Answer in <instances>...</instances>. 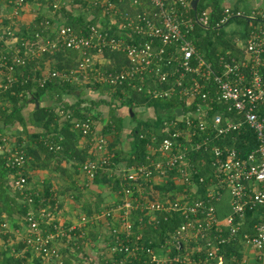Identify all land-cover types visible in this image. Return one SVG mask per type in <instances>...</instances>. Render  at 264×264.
Wrapping results in <instances>:
<instances>
[{"label":"built area","instance_id":"1","mask_svg":"<svg viewBox=\"0 0 264 264\" xmlns=\"http://www.w3.org/2000/svg\"><path fill=\"white\" fill-rule=\"evenodd\" d=\"M47 1L52 17L43 15L24 36L0 17V44L5 43L0 49V109L3 95L30 78L39 87L51 80L92 90L105 86L118 105L133 92L178 102L158 127L143 131L140 126L138 137L146 142L142 161L119 168L116 149L109 146L111 133L94 119L75 118L64 109L68 93L56 103L55 111L69 119L92 154L78 166L83 178L90 182L107 175L122 185L120 201L96 215L110 217L114 227L94 254L110 256L103 259L114 264L117 254L122 256L118 264H227L222 246L234 244L239 253L230 254L228 264H264V13L222 6L211 23L209 0H198L196 9L192 0H92L98 13L82 33L64 21L62 11L70 10V0ZM11 2L18 8L27 0ZM236 17L248 24L243 42L236 38L233 48L224 49L215 61L208 59L195 44L199 32L204 36V29ZM61 49L78 52L75 67L56 71L38 66L44 54ZM106 51L123 54L125 62L108 67ZM30 62L35 63L32 71L18 77V69ZM58 139L62 136L46 135L49 151L61 149ZM10 140L0 134V156L14 171L10 186L29 206L21 238L24 253L31 252L25 264H34V258H40L38 264H64L59 239L69 244L74 226L53 224L57 217L49 204L34 207L39 189L25 194L30 190L28 156ZM226 193L229 212L218 217L216 204ZM44 199L38 203H48ZM91 220L80 214L78 225ZM5 227L6 222L0 223V233Z\"/></svg>","mask_w":264,"mask_h":264},{"label":"trees","instance_id":"2","mask_svg":"<svg viewBox=\"0 0 264 264\" xmlns=\"http://www.w3.org/2000/svg\"><path fill=\"white\" fill-rule=\"evenodd\" d=\"M75 2H81L85 4L87 2L86 0H73ZM213 1V12L211 13V20L213 23L215 19L219 18L220 12H221V3L218 0H212ZM242 0H237V3ZM91 3V2H90ZM92 8V3L89 6ZM63 10V8H62ZM62 13L67 16L65 21L70 24L77 32H86L87 28L89 25H91L94 21L93 18L88 19V15H85V12H80L79 14H72L70 13L69 9H65L62 11ZM91 13V12H90ZM239 18V17H236ZM233 19V18H232ZM41 19L38 18L36 21L32 24L35 25L38 23ZM231 20V19H230ZM229 20V21H230ZM228 21V22H229ZM242 21L246 24L244 29L246 30L247 26V21L243 20ZM7 22V21H6ZM21 33H18L19 36H24V32L22 29H20ZM245 32V31H244ZM199 38L195 41L196 47L200 52L204 54L208 59L210 60H216V57L222 53V51L226 48H233L235 45V41L233 39L231 40H222L220 38H215V39H210L207 36H202V32H199ZM202 34V35H201ZM1 46V44H0ZM1 48V47H0ZM104 56L109 60L108 62V67H114V69L119 68L120 65L125 62V57L121 53H114V52H108L106 51L104 53ZM77 58H78V52L74 51L72 49H61L60 51H56L54 53H46L42 57H40L38 60V66L41 68L44 67H50L51 69H54L56 71H65L72 69L75 67L77 64ZM35 65L34 62H30L27 66L21 67L18 69V77H24L27 73L31 72V68ZM77 88V85L73 84H68V83H61L60 81L56 80H51L47 81L46 84L43 87H39L34 80L31 78L27 80V82L24 85H19L16 84L12 89H10L6 94L3 95L2 101H3V108L0 109V124L2 127H0L1 132H4L3 128H10L13 127L15 124H18L23 130L24 133L27 132V128L31 126L32 128L38 127L41 128V131L34 132V134L28 132L29 137L34 139V148L31 146H26L23 147L21 146L24 151L26 152V155L28 156L29 161H32L33 166L39 167V168H45L50 160L52 158L57 159L58 162H62V160L66 159H71L75 160V169L76 167L79 166V163L84 161L85 159L89 158L88 156V147L81 148L78 146V134L71 129V124L69 119H62L61 116L59 115L58 112L55 111L56 108V103L61 102V94L63 93H72L74 96V92ZM103 89H107V87H103ZM29 92V96H23L24 93ZM46 92H50L52 98H54V103L52 105H44L41 104L40 98L46 94ZM22 93V96L19 94ZM120 92L117 91L115 96H119ZM35 101L38 102L39 107H36ZM87 101V104L83 105L82 102ZM100 102L108 105L109 111L111 112V116L108 119L107 123L104 126V131H111L113 130L115 133V137L119 138L118 133H120L123 123H122V118L119 116V111L124 113V109L127 112V116L131 117V111L133 112L132 118L135 116L136 109L138 110L139 108L143 106L147 107H152L154 112L155 108L154 107H161L163 109H168V110H174L178 108L177 105V99H171V100H163V99H157V100H152L143 94H136L133 92L127 99H124L120 101L119 105L116 103L111 104L105 100V98H101L99 100ZM78 103L74 104L73 102L71 103L70 101L62 103L64 105V109H70L72 111V116L75 118H85V117H92L90 112L91 107L97 108V102L92 100H86V99H78ZM73 104V105H72ZM27 108L28 114H24V110ZM97 115H99L98 112H96ZM122 116V115H121ZM171 116V115H170ZM169 117V116H168ZM164 118V117H163ZM153 122L143 121L141 123H138L134 126L133 129H131V151H128L126 149L125 151V156H122L123 150H115V159L114 161L118 163L119 161L122 160H127L126 164H133V163H138L139 161H142L143 156H144V150H145V140L140 139L138 137V132L141 128L143 127V131H145V128L148 127H158L161 123L162 117H158L154 113V118L151 119ZM4 134V133H2ZM49 134H55V137L61 135L62 140H57V142L61 145V149L58 150L60 154H55V152H50L48 151L44 139L46 135ZM57 139V138H55ZM252 141V140H251ZM242 143V140L240 141L239 144ZM112 145V143H111ZM242 146V145H240ZM113 147V145H112ZM42 155L43 158H42ZM128 155V156H127ZM31 157V159H30ZM28 161V162H29ZM73 162V163H74ZM57 168L61 169L59 166ZM14 171L11 169H8L4 166L3 158L0 156V201L3 204H7L8 202H11L10 208L8 209L6 207H9V205H5L4 209L1 211H5L8 214H10L11 210H13L14 205L16 203V211L17 213L21 216V219L23 221V215L26 213L28 209V205L22 202V197L23 195L20 194L15 188L11 187L9 182H7L8 175L12 174ZM205 172V171H200V173ZM27 175V173H26ZM28 177V175H27ZM29 181V178H28ZM28 183V182H27ZM5 184H9V186L15 191L12 193L13 195L10 197L9 192H7V189ZM92 185L95 187V189H98L99 192H95L96 197L95 199H92V208L91 204L87 207H84V214L87 217L92 216V219L94 223L97 221L101 220L103 221L106 225V232L103 233V235H99L100 240H105L108 242V239L105 237H109L110 235V230L114 227V223L110 219V217L106 216H101L98 219L96 218V215H99L100 210L102 208H107L102 206L100 208V203L102 198L100 190L103 189L104 187H109L111 190H116L117 192L122 189V185L120 184V179L116 177H109L107 175H98L92 180ZM49 186L45 185L43 192L41 189H39V194L35 195L33 194V200H34V207L35 208H42L45 205L49 204V208L54 212L55 216L58 218V213L60 212L59 210V204H56V200L58 201L57 195L58 191L59 192H64L67 191L68 189L65 188L64 191H50ZM159 190H169L171 187L168 186H157L156 187ZM35 190H29L27 189L25 191V194H30L33 193ZM91 191V189L89 190ZM102 191V190H101ZM53 192L54 196L53 197ZM2 193V194H1ZM76 197V195L74 196ZM152 197V196H150ZM40 198H45L48 203H42L39 204L38 200ZM95 205V206H94ZM83 209V208H82ZM216 210H217V216H224L227 214V212L221 211L218 209L216 205ZM252 212H247L248 216L251 215ZM138 211L134 210L133 211V216L134 218L137 216ZM0 223L1 220H0ZM60 221L58 219H55L53 221V224H59ZM90 222H87L85 225H76L72 231L69 232V244H65L64 240L66 238H60L59 240L61 241L60 243L63 244V247H61V253H63V250H66V253H63L64 256V264H83V258L79 257L80 256L87 254V252L83 247V243L85 239H91L92 238V233L85 232L84 228L89 225ZM251 223V222H250ZM102 224V223H100ZM64 228L68 229L71 225L63 223L62 224ZM166 227V225L161 226L162 228ZM52 229V227H50ZM153 233L159 234L160 230H153ZM83 233L82 235H80ZM4 235V234H3ZM71 236V238H70ZM105 236V237H104ZM97 237V236H96ZM63 240V241H62ZM92 241H94L92 239ZM96 242V241H95ZM19 243V242H18ZM15 243L9 250H6L2 258L0 260V264H25L27 262V258L31 254L30 251H27V253H23V255L17 254V252L20 251L22 248V245ZM99 243V241H97ZM95 243L94 245L99 247ZM240 247L234 246V244L231 245H224L222 246V252H224L225 255V261L228 264V257L232 253H239ZM117 262L119 263L120 259L122 258L121 255H116ZM114 258V259H115ZM40 258H34L35 263L38 264ZM113 261V260H112ZM112 261H107L105 263V260L103 257H101L99 263L100 264H114ZM117 263V264H118Z\"/></svg>","mask_w":264,"mask_h":264},{"label":"crops","instance_id":"3","mask_svg":"<svg viewBox=\"0 0 264 264\" xmlns=\"http://www.w3.org/2000/svg\"><path fill=\"white\" fill-rule=\"evenodd\" d=\"M87 2H85V4L81 3V2H75L73 0H70L71 3V7H70V12H72V14H79L81 11L85 12L88 15V19L92 18V12L88 9L89 6L91 5L90 2H92V0H86ZM221 3V7L222 6H230L232 7L234 10H239L244 12L245 14H247L249 11V13L252 10L258 11V12H262L264 13V0H248V5H245L243 7V9L241 10L240 7L238 6L239 2L237 3V0H232V5L227 4L228 0H218ZM243 1V0H242ZM44 2V3H43ZM208 4L211 6L212 12H213V1L209 0ZM48 5V1L47 0H27V7L24 9H19V10H14L12 7H9L8 10L10 11L11 15H9V18H15V22H20L21 20H19V18L17 17L18 14L23 10L25 11V13L23 14V20H28L27 22H29V26H31L36 19L41 18L43 15L48 16V17H52V12L51 10L47 7ZM80 6H83L84 8L82 9ZM78 7V10H77ZM30 10L36 12V13H31ZM244 10V11H243ZM28 12V13H27ZM91 12V13H90ZM67 17V16H66ZM65 18V17H64ZM65 21V19H64ZM22 25H25L23 23V21L21 22ZM248 27V24L246 26V28ZM28 28V27H27ZM246 31V30H245ZM234 41L236 42V40L234 39ZM235 46V45H234ZM2 48L5 47V43H2L1 46ZM50 68L49 66L46 68V70ZM109 90L108 88L105 90L103 89V87H99L97 88V90H92V88L86 87V86H77L74 94L72 93H66V99L71 98L72 101H70L71 103L73 102L74 104L78 103V99H86L89 101H98L97 105H104V103L100 102L99 100L101 98H105V100H108V93ZM45 100L43 103L44 105H52L51 103L53 102L54 98H52L50 92H46V94L44 95ZM69 101V100H68ZM83 105L87 104V101H83L82 102ZM97 106L98 109H100ZM147 106H143L141 108H144ZM149 108V110L151 109V107H147ZM140 109V108H139ZM138 109V110H139ZM106 111V109H104ZM109 111V108H108ZM29 111H26V114H28ZM92 112V107L90 109V114L92 117H89L91 119H94L96 121V124L99 128H101L102 130L104 129V126H102V119L99 118V116L95 113H91ZM120 115L123 116L122 112L119 111ZM108 121V120H107ZM103 124L105 125V122H103ZM0 127L1 124H0ZM41 128L38 127H34L32 128L31 126H29V128H27V132L24 133L22 128L20 126H18V124H15L13 127L10 128H3L5 134L4 135H9L10 136V141L11 143L26 147V146H31L34 148V139H32L31 137H29L28 132L34 134V132L37 131H41L43 132V130H40ZM132 128H130L131 131ZM35 130V131H34ZM123 130V128L121 129V131ZM34 131V132H33ZM129 131V132H130ZM2 132V133H4ZM106 132V131H105ZM109 132V131H108ZM111 133V132H110ZM131 135V132H130ZM128 136V134H127ZM132 139V138H131ZM130 139V140H131ZM78 146L81 148H84L87 146L85 139H81L78 141ZM110 148L112 147L111 143H110ZM88 151V156H92L91 152ZM44 155H42L43 158ZM31 159V157H30ZM29 161V159H28ZM75 160H71V159H66V160H62V162H58L57 159L52 158L49 162V164L45 167V168H39V167H35L32 164V161L28 162L27 166H26V173L28 175L29 181H28V187L30 188V190H35V189H41V191L43 192L44 186L47 185L49 186V190L50 191H57V190H62L64 191L65 188H71L72 187H77L80 186L81 184H84L85 180L82 176V174L79 172L78 167H76L75 169ZM74 162V163H73ZM122 162H126L125 160H122ZM57 166H59L61 169L57 168ZM74 171V173L72 172ZM77 171V172H76ZM78 175L76 177H74L75 174ZM30 177H36V182L34 183V181H30ZM7 182H9L10 180V176L8 175L7 178ZM61 179V180H59ZM76 179V180H75ZM92 181L85 183L84 185H89V187H91V191L92 193L95 192H99L98 189H95V187L92 184ZM75 184V185H74ZM77 184V185H76ZM7 185V186H6ZM7 189V192H9V196L11 197L15 191H13V189L9 186V184H5ZM104 189H107V192L105 195H103L102 193L104 192ZM102 190V191H101ZM101 195L103 197H105L106 195H108L109 199H110V204H116L117 202L120 201V194L119 191L114 193L112 195L111 191L109 190L108 187H105L103 189H101ZM90 191V192H91ZM54 192H53V197L54 196ZM72 191H64L63 193H59L58 191V195L56 198H58V201L56 200V204H61V211L59 212L60 215V224L66 223L69 224L71 226H76L78 225V218L80 214H82L81 211H79L78 207V203L76 201V198L74 197L73 194H70ZM111 193V194H109ZM2 194V193H1ZM70 194V196L68 197V195ZM91 194V193H90ZM104 198L101 200L100 203V207L103 206ZM9 204H11V202H8ZM95 206V205H94ZM106 206H110L109 204ZM5 204H3L0 201V220L1 222H3L5 220V218H8L11 220V223L8 225V231H4V233H6L5 235H3L4 233H0V253H4L6 250H9L10 248L12 249L11 246H13V244L18 243L20 245H22V248L20 249V251L18 252L19 255H22L24 253V245L22 243V241H18V237L17 236H23V234L26 232V225L23 223L21 216L17 213L16 209V203L14 205L13 210H11L10 214H8L5 211H1L2 209H4ZM8 209L9 207H6ZM89 225H91V229L88 231V233H92V239H95V241H92V255H93V260L96 261L97 257H99V254H94L95 253V243H97V241H99V243H97V245L102 244L101 240L98 239L99 235H103V233L106 232V224L99 220L96 223H94L92 221H89ZM102 223V224H100ZM79 226V225H78ZM97 236V237H96ZM17 237V242H15V239ZM63 241V240H62ZM63 247V244H62ZM64 248V247H63ZM90 252V248L88 249ZM64 254L66 253V250L62 251ZM27 253V252H26ZM35 263V260H34Z\"/></svg>","mask_w":264,"mask_h":264},{"label":"rangeland","instance_id":"4","mask_svg":"<svg viewBox=\"0 0 264 264\" xmlns=\"http://www.w3.org/2000/svg\"><path fill=\"white\" fill-rule=\"evenodd\" d=\"M44 3V2H43ZM92 3V2H91ZM232 3V0H228L227 1V4H230V5H232L231 4ZM249 3H248V0H243V1H240L239 2V4H238V6L240 7V9L242 10L243 9V7L245 6V5H247V6H249L248 5ZM21 5V4H20ZM13 6V8L15 9V10H19V9H24V8H26L27 7V3H25V4H22L20 7L18 6V8H16V7H14V5H13V3L11 2V0H0V17H1V19L3 20V19H5L6 21H7V23H9V24H12L13 25V28H15V29H22V31L25 33L27 30H30V29H32V25L31 26H29V22H27L28 20H23V14L25 13V11H21L19 14H18V18H19V20H21L20 22H15V18H11V19H9L8 17H9V15H11V13H10V11L8 10V8L9 7H12ZM82 9L84 8L83 6H80ZM91 12H92V14H95V13H98V11H96L97 9L96 8H94V6L92 5V8L91 7H89L88 8ZM77 10H78V7H77ZM244 11V10H243ZM30 12L31 13H33L34 11H32V10H30ZM82 12V11H81ZM248 13H249V11H247ZM28 13V12H27ZM34 13H36V12H34ZM71 13V12H70ZM85 15H87V14H85ZM242 19L243 18H233V19H231L229 22H227L226 24H224V25H222V26H220V27H217V28H210V29H204V36H207L208 38H210V39H215V38H220V39H222V40H231V39H236V38H240V41H242L243 42V34H244V31H245V29H244V27H245V23L242 21ZM243 20H245V19H243ZM23 21V23L25 24V25H22V22ZM28 27V28H27ZM0 49H3L2 47L0 48ZM239 53V52H238ZM136 94H139V93H137V92H135ZM61 97L62 98H64V96L61 94ZM40 100H41V103H43L44 102V100H45V97H41L40 98ZM69 101H72V99L71 98H69L68 99ZM54 101L55 100H53V102L51 103V104H53L54 103ZM110 104H111V106H112V103H116V100H115V98L113 97V99H109L108 98V100H107ZM98 104V103H97ZM73 105V104H72ZM98 106V105H97ZM100 109H98V108H94V107H92V112L93 113H95V112H98L99 113V118H101L102 119V126H105L104 124H103V122H105V124L107 123V120L110 118V116H111V112L110 111H108V105H106V104H104V105H100V106H98ZM113 107V106H112ZM155 108V112H154V110H153V108L151 107V109L149 110V108H147V107H144V108H140L139 110H137L136 109V112H135V116L132 118V117H129V116H127V112H126V110L124 109V113H122L123 114V116H121L120 114H119V116L122 118V123H123V130L122 131H120V133H118V135H119V138H116L115 137V132L113 131V130H111V134H109V136H110V143H112V145H113V147H115V149L116 150H123V154H122V156H125V151H126V149H128L129 147V150L128 151H131V146H130V143L132 142L130 139L132 138V135H130V128H133L136 124H138V123H141V122H143V121H147V120H149V122L151 123V122H153V120H151V119H153L154 118V113L158 116V117H168V116H170L171 114H173V111H171V110H168V109H163V108H161V107H154ZM104 109H106V111L104 110ZM26 111H27V108L24 110V114L25 115H27L26 114ZM91 112V113H92ZM97 114V113H96ZM81 118V117H80ZM71 129L72 130H74L77 134H78V141L79 140H81L82 139V137H81V135H80V133L78 132V130H76V129H74L72 126H71ZM107 132V131H106ZM108 133H110V132H108ZM0 134L2 135V132H1V130H0ZM4 134H5V132H4ZM3 134V135H4ZM127 134H128V136H127ZM129 146V147H128ZM88 147V146H87ZM48 150V149H47ZM49 151V150H48ZM50 152H53V151H50ZM58 154H60V152L58 151L57 152ZM56 152H55V154H57ZM128 156V155H127ZM115 159V158H114ZM127 161V160H126ZM120 162H122V161H119L118 163H117V167L119 168V167H123L122 166V164L120 163ZM79 165H80V163H79ZM74 170H76V169H74ZM73 173H74V171H72ZM77 172V171H76ZM78 175V173L77 174H75L74 175V177H76ZM34 181V183L36 182V177H30V181ZM59 180H61V179H59ZM76 180V179H75ZM84 180H85V178H84ZM85 183H87V181L85 180V182H84V184ZM84 184H81L80 186H77L76 188L75 187H72L71 186V188H67L68 190L67 191H72L73 190V192H71L70 194H73L74 196L76 195V201H77V203H78V209H79V211H81L82 212V215H84V207H87L88 206V204L90 205L91 204V208H92V199H95V197H96V193H95V191L92 193V191L90 192L89 190H90V188L91 187H89V185H84ZM89 184H92V183H89ZM75 185V184H74ZM77 185V184H76ZM107 187V186H106ZM105 188V187H104ZM109 188V187H108ZM109 190L111 191V193H112V195L114 194V193H116L117 191L116 190H111V188H109ZM14 191V190H13ZM61 191V190H60ZM106 192H107V189H104V192L102 193L103 195H105L106 194ZM59 193H61V192H59ZM91 193V194H90ZM111 193H109V194H111ZM70 194L68 195V197L70 196ZM102 198H104V200H103V203H102V205L104 206V207H108V206H106V205H110V206H113V205H115V204H113V205H111L110 203V199H109V197H108V195H106L105 197H103L102 196ZM5 205H9L8 203L7 204H5ZM217 207H218V209L219 210H221V211H224V212H229V195L226 193V194H224L223 196H222V198H221V200L219 201V202H217ZM102 207V206H101ZM100 207V208H101ZM83 208V209H82ZM104 208H102L101 210H103ZM59 210L61 211V204L59 205ZM100 210V211H101ZM227 212V213H228ZM9 217V216H8ZM5 218V220L3 221V222H6V227H5V229H4V231H8V225L11 223V220L9 219V218ZM60 217V215H59V213H58V221H59V218ZM77 218H78V216H77ZM23 223H24V221H23ZM91 223H92V220H91ZM44 229L46 230V231H49V227L48 226H44ZM91 229V225L90 226H86L85 228H84V230H85V232H88L89 230ZM4 231L2 232V233H4ZM6 233H4V235H5ZM18 237V241H20L21 240V236H17ZM17 237H16V239H15V242H17ZM58 240V239H57ZM94 241H95V239H93ZM59 242V241H58ZM59 244V243H58ZM14 245V244H13ZM60 245V244H59ZM11 247H13V246H11ZM83 247H84V249L83 250H85L86 252H87V254H85V256L84 255H82V256H80V254L78 255L79 257H81V258H83V261H82V263L83 264H100L99 263V261H100V259H101V257H104L105 258V260L106 259H111V257L109 256V258H107L106 256H104V254H99V257H97V260H96V262L93 260L92 261V238L91 239H85V241H84V243H83ZM90 248V252H89V249ZM17 254H18V252H17ZM159 254H161V253H159ZM2 255H3V253H0V260H1V258H2ZM23 255V254H22Z\"/></svg>","mask_w":264,"mask_h":264},{"label":"water","instance_id":"5","mask_svg":"<svg viewBox=\"0 0 264 264\" xmlns=\"http://www.w3.org/2000/svg\"><path fill=\"white\" fill-rule=\"evenodd\" d=\"M197 2H198V0H192L191 1L192 8L193 9H196ZM35 104H36V107L38 108L39 105H38V102L37 101H35ZM129 111H131V115L130 116L132 117L133 116V112H132L131 109H129ZM120 163L122 164L123 167L126 165V162H120Z\"/></svg>","mask_w":264,"mask_h":264}]
</instances>
